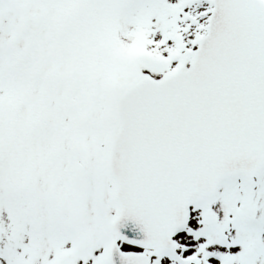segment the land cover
<instances>
[{
	"label": "snow or ice",
	"instance_id": "obj_1",
	"mask_svg": "<svg viewBox=\"0 0 264 264\" xmlns=\"http://www.w3.org/2000/svg\"><path fill=\"white\" fill-rule=\"evenodd\" d=\"M0 264H264V0H0Z\"/></svg>",
	"mask_w": 264,
	"mask_h": 264
}]
</instances>
